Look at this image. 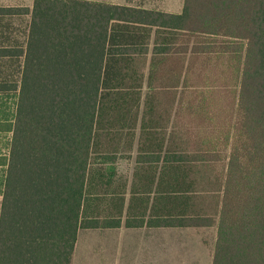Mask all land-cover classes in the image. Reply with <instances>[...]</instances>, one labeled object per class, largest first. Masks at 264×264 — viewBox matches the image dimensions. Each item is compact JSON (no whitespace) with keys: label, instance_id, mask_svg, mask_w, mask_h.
I'll list each match as a JSON object with an SVG mask.
<instances>
[{"label":"trees","instance_id":"16d2710c","mask_svg":"<svg viewBox=\"0 0 264 264\" xmlns=\"http://www.w3.org/2000/svg\"><path fill=\"white\" fill-rule=\"evenodd\" d=\"M4 95L0 264H72L123 224L216 227L212 264H264V0L0 6Z\"/></svg>","mask_w":264,"mask_h":264},{"label":"rangeland","instance_id":"374dc122","mask_svg":"<svg viewBox=\"0 0 264 264\" xmlns=\"http://www.w3.org/2000/svg\"><path fill=\"white\" fill-rule=\"evenodd\" d=\"M34 0H0V6H24V7H30L32 8ZM166 6H170V8H173L175 4H179L178 0H168L163 3ZM169 9V8H168ZM22 24L21 22H19ZM206 56H198V72L199 67L202 68L203 65H207L206 63ZM214 62V60H212ZM211 65V63L209 64ZM207 70V69H206ZM196 71V74L198 73ZM205 72V71H204ZM203 73V70H202ZM196 79L199 81L195 82L196 86L199 88L204 84L205 81V75L199 76L197 78V75L195 76ZM212 83V81H211ZM194 84V82H193ZM194 84V85H195ZM212 86H214L212 84ZM215 87V86H214ZM2 98L3 100H0V107L2 104H4L7 108H10L12 106L11 99L9 96L4 95ZM3 105V106H4ZM9 136L6 135H0V153L5 154L7 152L8 142H9ZM133 158H125L121 159L119 162V167L122 173L132 176V171L135 165V156L136 152L133 154ZM2 202V199L0 198V204ZM117 230H85L81 229L78 233L79 238L81 240V243H83L86 238H88V232H95L99 234L103 233H109L116 236L123 235L122 243H127V241L124 240V235L130 234H143V235H156L157 239H165L167 240V243H169V251L165 253V251H162V248H158L157 245L155 246L154 251V264H164L162 262V258L170 259V264H181L183 261L189 260L191 257L200 259V264H212L213 262V252L215 248L216 243V236H217V228L216 227H209L204 228L202 231H197L198 234L195 235V230L193 229H182V230H155V229H142V230H131L124 227ZM200 232V233H199ZM163 234L166 235V237L162 236ZM126 236V237H127ZM114 243L116 241L109 240V244H111L110 247H108L105 250H98L96 248H93L92 250L84 249L82 246L79 247L78 251L76 252V263L78 264H85L88 263V261H91V264H119V260H122L123 264L125 260H128V258H131L133 260V264H142L143 259L145 258V252H142V250H119L118 248L114 247ZM130 243H133L130 241ZM117 244V243H116ZM113 245V246H112ZM161 245V244H159ZM165 245V244H164ZM162 247V246H160ZM149 257V256H148ZM74 258V257H73ZM88 258V259H87Z\"/></svg>","mask_w":264,"mask_h":264},{"label":"crops","instance_id":"0c3cea01","mask_svg":"<svg viewBox=\"0 0 264 264\" xmlns=\"http://www.w3.org/2000/svg\"><path fill=\"white\" fill-rule=\"evenodd\" d=\"M86 1L99 2V3L118 5V6H127V7L141 9V10L158 11V12H164V13L173 14V15L182 14L184 7H185V0H178L179 4H175L173 8H170V6H166L163 4L164 2L168 0H86ZM0 198L2 199L1 195H0ZM1 205H2V202L0 204V213H1ZM122 227L118 229H121ZM127 229H131V230L155 229V230H171V231L173 230L178 231L182 229H193L195 230V235H197L198 234L197 231H202L204 228H148V227H144V228H127ZM99 230H117V229H99ZM87 234H88V238H86V240L83 243H81V240L78 235L72 264H78L76 263V252L78 251L79 247L82 246L85 250L86 249L92 250L93 248H96L98 250L100 249L105 250L111 246V244H109V240H112L114 242L116 241L117 244L114 243V247L118 248L119 250H124V249L138 250L140 249L142 250V252H145V258L143 259L142 264H154L155 249L162 248V251L163 252L165 251V253H167L170 249L169 243H167V240L165 239L158 240L156 235H148V234L146 235L132 234L131 235L129 232L128 236L127 234L124 235L125 237L124 240L127 241V243L125 242L122 243L123 235H122V238L121 236H118L116 238L115 235L109 234V233L99 234L95 232H88ZM162 236L166 237L165 234H163ZM130 241L133 243H130ZM156 245L158 248H155ZM210 260H209V264H210ZM169 261L170 259L162 258V262L164 264H170ZM118 262L119 264H123L122 260H119ZM133 263L134 262L131 258H128V260L124 261V264H133ZM85 264H91V261L90 262L88 261V263H85ZM181 264H200V259L198 260L195 257L194 258L191 257L189 260L183 261Z\"/></svg>","mask_w":264,"mask_h":264}]
</instances>
